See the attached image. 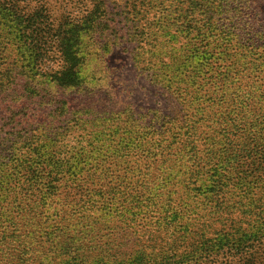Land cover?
I'll return each mask as SVG.
<instances>
[{
	"label": "trees",
	"instance_id": "obj_1",
	"mask_svg": "<svg viewBox=\"0 0 264 264\" xmlns=\"http://www.w3.org/2000/svg\"><path fill=\"white\" fill-rule=\"evenodd\" d=\"M12 1L0 0V96L16 90L20 78L26 80L30 94L38 95L35 78L45 56L40 37L47 27L38 25L43 16L40 10L24 14ZM237 1L171 0L167 6L174 18L188 20V33L199 30L209 36L217 29L220 35L228 37L222 55L230 60L229 65L262 75L244 95L236 94L240 85L226 86L223 95L228 97L227 105L222 107L226 113L234 112L236 117L222 119L211 127L220 128V134L199 133L198 116L204 117L205 110L192 99L196 113L188 120V107L183 115L160 110L151 114L147 110L140 118L134 117L130 125L124 127L119 123L107 132V123L97 117L95 120L100 123L96 125L101 127L94 134L110 146L105 152L90 156L97 159L100 169L88 175L111 181L113 196L107 194L105 198L102 186L93 187L87 195L95 197L71 205L74 209L79 205L94 210L96 217L86 213L80 217L64 216L67 211L64 202L68 199L64 202L60 199L61 188L53 183V174L62 172L63 168L55 166L46 170L30 147L21 152L20 140H12L10 156L3 159L0 156V250L25 229L29 234L70 235L80 251V264H186L185 253L180 248L189 239L191 255L198 256V259L191 256L189 262H214L220 255L232 254L236 257L235 264H264V49L258 51L260 46L264 47V29L250 37L234 29V18L240 9ZM185 3L187 8H183ZM102 4L104 0L81 21L70 23L69 27L61 26L55 33L63 60L62 66L50 75L56 85L70 88L82 83L81 64L86 59L84 37L103 30L106 6ZM166 5V0H157L154 6ZM146 9L135 8L131 13L139 16ZM225 19L229 22H224ZM245 41L251 42V50L246 49L250 58L243 52L237 58L230 46L243 45ZM184 67L174 69L163 63L165 72L151 76L179 96L188 85V80L181 77ZM188 121L183 134L181 131ZM112 136L119 139L115 145L111 144ZM174 155L179 156L174 159ZM175 162H180L181 167L172 176L168 168L175 171ZM156 174L159 178L163 175L166 182L163 187L171 185L168 191L154 186L151 179ZM118 193L122 196L117 197ZM178 200L194 215V222H184L186 212L177 204ZM117 216L131 229L124 235L132 249L112 254L111 243L96 240L98 233L92 232L95 226L105 235L96 224L107 227ZM197 223L199 226L193 228ZM218 223L222 229L213 231ZM180 229L184 233L178 235ZM91 241L95 242L94 250L85 247Z\"/></svg>",
	"mask_w": 264,
	"mask_h": 264
},
{
	"label": "rangeland",
	"instance_id": "obj_2",
	"mask_svg": "<svg viewBox=\"0 0 264 264\" xmlns=\"http://www.w3.org/2000/svg\"><path fill=\"white\" fill-rule=\"evenodd\" d=\"M99 1H12L24 14L37 10L42 12L38 25L41 28L47 27L40 37L45 56L35 78L40 94H30L26 90V80L20 78L15 86L16 90L0 96V156L1 159L10 156L13 147L11 141L20 140L19 151L26 152L30 147L37 158L43 161L42 166L46 170L55 166L63 168L62 172L53 174V183L61 188L60 199L63 202L68 199L64 202L67 204L64 216L80 217L84 213L97 216L94 210H85L79 205L75 209L71 207L72 203L95 197L87 195L90 188L102 186L106 191L103 195L105 198L113 196L110 192L111 181L101 180L98 176L92 179L88 175L90 171L100 169L97 159L90 156L105 152L110 146L97 139L94 134V130L101 127L96 125L100 123L95 120L97 117L107 123V132L119 123L124 127L130 125L134 117L140 118V114L147 110L151 114L160 110L163 113L183 115V110L188 107V120L196 113L192 99L205 110L204 117L198 116L199 133L216 136L220 134V128L214 130L212 126H217L222 119L236 117L234 112L226 113L225 107H222L223 104L227 105L225 102L228 97L223 95L226 86L240 85L236 94L244 95L253 89L262 76L258 72L243 71L242 66L229 65L230 60L222 55L228 37L220 35L219 30L216 29L209 36L199 30L188 33V20L174 18L175 15L167 10L171 0H166L165 7H155L157 0H104L105 4L102 5L106 6V24L103 25V30L84 37L86 59L81 64L82 83L76 87H60L50 80V75L63 64L55 33L61 26L69 27L70 23L81 21ZM148 1L151 3L148 4ZM236 3L240 5L233 23L237 32L250 37L256 31L264 29V0H238ZM187 6L185 3L183 8ZM143 7L148 9L138 13L139 16L131 13L135 8ZM67 22L69 23L66 24ZM224 22L229 20L225 19ZM249 43L251 42L232 44L229 50L239 58L242 52L248 53V47L251 50ZM263 49L260 46L258 51ZM249 58L250 53L247 56ZM163 63L174 69L180 65L185 66L181 68V77L188 80V85L179 96L163 84H158L151 76V73L165 72ZM209 113L210 116H207ZM188 125L189 121L181 131L183 134ZM137 128L140 126L137 125ZM111 138L112 145L118 143V138ZM177 156L179 155H174L173 158ZM179 163H174L177 168L173 172L169 166L168 172L172 176L181 167ZM168 165L169 163L165 165V171ZM151 180L161 191H168L170 188L167 187H171H163L166 182L162 174L160 178L156 174ZM116 195L122 196V193ZM177 204L186 212L184 222H194V215L187 211L183 201L178 200ZM198 224L193 228H197ZM96 225L103 228L105 235L101 230H96L95 226L92 233H98L96 240L111 243L112 250L109 253L118 254L120 250L132 249L131 245L126 244L124 235L131 229L120 216L110 220L107 227L101 223ZM219 228L222 229L221 223L215 225L213 231ZM68 231L74 234L72 229ZM177 233L183 234L184 229ZM92 243L95 242L91 241L85 247L94 250ZM75 246L70 235L42 232L29 234L23 229L19 237L10 238V242L3 245L0 264H80V251ZM182 249L186 264H235L236 260L234 255L226 254L220 255L214 262H189L192 256L190 239L182 245L180 250ZM194 256V259H198L196 254L191 259Z\"/></svg>",
	"mask_w": 264,
	"mask_h": 264
}]
</instances>
